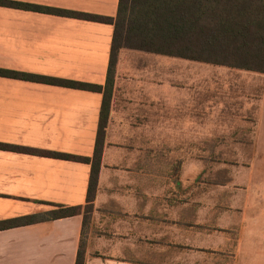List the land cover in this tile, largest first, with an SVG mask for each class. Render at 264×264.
Listing matches in <instances>:
<instances>
[{
  "label": "crops",
  "instance_id": "1",
  "mask_svg": "<svg viewBox=\"0 0 264 264\" xmlns=\"http://www.w3.org/2000/svg\"><path fill=\"white\" fill-rule=\"evenodd\" d=\"M9 1L111 18L120 2ZM114 29L112 23L0 5V68L104 86ZM195 63L202 69L200 80L190 70ZM169 64L177 71L166 81L162 70ZM210 66L121 49L88 223L78 214L0 230V264H76L83 240L84 264H264V194L251 192L240 210L211 216L208 196L194 200L193 194L145 189L144 177L118 170L128 162L123 154L128 141L146 136L145 130L161 129L163 106L175 120L209 119L210 98L216 95L211 88L223 84L210 81ZM212 67L255 79L261 74ZM224 83L230 92L241 90L239 81ZM249 85L254 90L258 84ZM259 104L256 150L264 160V89ZM102 105L100 92L0 76V143L92 158ZM90 178L89 163L0 149V220L47 212L60 204L86 205ZM226 222L239 227L232 256L225 253L231 232Z\"/></svg>",
  "mask_w": 264,
  "mask_h": 264
},
{
  "label": "trees",
  "instance_id": "2",
  "mask_svg": "<svg viewBox=\"0 0 264 264\" xmlns=\"http://www.w3.org/2000/svg\"><path fill=\"white\" fill-rule=\"evenodd\" d=\"M0 5L80 17L114 25L113 46L106 84L99 85L0 68V76L46 82L103 93L95 153L92 158L0 143V149L40 153L91 164L86 205H57L55 209L0 220V230L84 214L88 223L94 210L111 101L120 50L135 49L212 65L264 74V0H120L115 18L34 4L0 0ZM84 240L76 264H84Z\"/></svg>",
  "mask_w": 264,
  "mask_h": 264
},
{
  "label": "rangeland",
  "instance_id": "3",
  "mask_svg": "<svg viewBox=\"0 0 264 264\" xmlns=\"http://www.w3.org/2000/svg\"><path fill=\"white\" fill-rule=\"evenodd\" d=\"M210 65V81L223 84L220 89L216 85L211 88L216 95L210 98L209 119L175 120L170 108L163 106L166 112L163 111L161 129L145 130L146 136L128 141L127 152L123 153L128 162L124 161V169L118 170L144 177L145 189L193 194L194 200L200 199L198 195L208 196L211 216H221L224 210L231 214L240 210L249 193L264 194V160L256 150L255 137L264 74L256 75L255 79L236 71L215 72L219 69ZM197 66L195 63L190 70L196 73L194 79L200 80L202 69ZM173 67L169 64L163 68V80L173 79L172 72L177 71ZM180 70L189 71L185 67ZM225 81L241 82V90L230 92ZM252 82L258 84L254 90L249 88ZM127 164L131 167L126 168ZM225 226L231 228L226 235L225 253L232 256L240 239L239 227L232 222H226Z\"/></svg>",
  "mask_w": 264,
  "mask_h": 264
}]
</instances>
